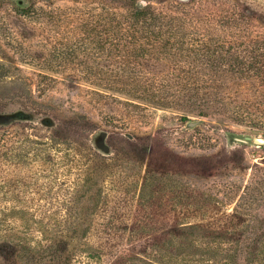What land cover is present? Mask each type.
I'll return each mask as SVG.
<instances>
[{"label": "rangeland", "instance_id": "1", "mask_svg": "<svg viewBox=\"0 0 264 264\" xmlns=\"http://www.w3.org/2000/svg\"><path fill=\"white\" fill-rule=\"evenodd\" d=\"M92 1L0 8V264H264V131L155 109L141 122L64 75L37 90L44 71L1 38L16 29L37 57ZM229 1L264 26V0ZM29 3L43 14L19 24L12 6Z\"/></svg>", "mask_w": 264, "mask_h": 264}, {"label": "trees", "instance_id": "2", "mask_svg": "<svg viewBox=\"0 0 264 264\" xmlns=\"http://www.w3.org/2000/svg\"><path fill=\"white\" fill-rule=\"evenodd\" d=\"M7 1L0 0V8ZM92 2L69 32H51V44L37 57L24 50L28 39L16 29L2 34L20 53L18 63L44 71L37 90L54 83L52 75H64L141 122L155 109L177 114L182 123L222 118L264 131V26L254 15L229 0ZM12 7L19 24L43 14L32 3Z\"/></svg>", "mask_w": 264, "mask_h": 264}, {"label": "water", "instance_id": "3", "mask_svg": "<svg viewBox=\"0 0 264 264\" xmlns=\"http://www.w3.org/2000/svg\"><path fill=\"white\" fill-rule=\"evenodd\" d=\"M252 141L256 145H264V139L263 138L256 137V138H253Z\"/></svg>", "mask_w": 264, "mask_h": 264}]
</instances>
